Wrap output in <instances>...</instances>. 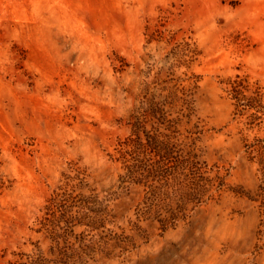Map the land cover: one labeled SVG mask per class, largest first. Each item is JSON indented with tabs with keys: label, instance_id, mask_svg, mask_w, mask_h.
Wrapping results in <instances>:
<instances>
[{
	"label": "rangeland",
	"instance_id": "1",
	"mask_svg": "<svg viewBox=\"0 0 264 264\" xmlns=\"http://www.w3.org/2000/svg\"><path fill=\"white\" fill-rule=\"evenodd\" d=\"M140 128L225 178L176 229L139 221L147 191L120 180V144ZM263 137L264 0H0V264L41 253L60 264L38 221L77 171L76 193L111 198L114 216V233L76 228L92 250L101 237L87 256L71 247L88 264H264L245 148Z\"/></svg>",
	"mask_w": 264,
	"mask_h": 264
},
{
	"label": "trees",
	"instance_id": "2",
	"mask_svg": "<svg viewBox=\"0 0 264 264\" xmlns=\"http://www.w3.org/2000/svg\"><path fill=\"white\" fill-rule=\"evenodd\" d=\"M229 85L233 98L238 101V107H241L245 103L239 102L243 97L242 82L234 80ZM260 103L262 102H251L250 108L256 110L250 119L252 125H257ZM149 114L153 117L160 115L154 110ZM159 121L166 131H171L165 120L160 118ZM120 147L116 161L121 164L123 170L121 182L138 185L147 191L142 206L138 209L139 221H156L163 232L176 229L181 223L187 222L189 213L201 205L210 191L215 188L220 192L226 189L224 177L209 180L203 176V166L197 160L194 148L186 144H176L168 135H154L140 128L135 137L130 136L121 142ZM245 148L250 161L258 166L260 175V183L250 200L259 203L264 209V137L246 142ZM66 179L67 181L47 201L43 215L38 221V231L45 232L50 238L60 264H88L85 256L90 250L95 252L103 246L101 237L96 238L93 234L91 243L95 248L92 250L85 245V240L78 238L76 228H84L82 234L103 231L114 233L108 228L114 223L109 206L111 198H102L95 192L89 195L76 193V189H81L84 183L80 171ZM77 243L82 246L85 256H79L76 249L71 248ZM52 262L41 253L28 259L22 256L10 264Z\"/></svg>",
	"mask_w": 264,
	"mask_h": 264
}]
</instances>
